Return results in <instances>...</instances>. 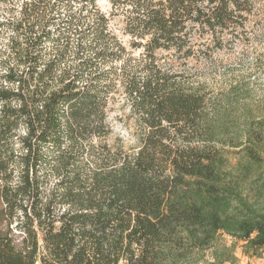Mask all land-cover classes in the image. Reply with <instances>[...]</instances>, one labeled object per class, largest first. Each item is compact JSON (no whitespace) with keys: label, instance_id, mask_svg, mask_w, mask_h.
Returning a JSON list of instances; mask_svg holds the SVG:
<instances>
[{"label":"trees","instance_id":"obj_1","mask_svg":"<svg viewBox=\"0 0 264 264\" xmlns=\"http://www.w3.org/2000/svg\"><path fill=\"white\" fill-rule=\"evenodd\" d=\"M99 1L0 0V264L261 257L264 0Z\"/></svg>","mask_w":264,"mask_h":264},{"label":"rangeland","instance_id":"obj_2","mask_svg":"<svg viewBox=\"0 0 264 264\" xmlns=\"http://www.w3.org/2000/svg\"><path fill=\"white\" fill-rule=\"evenodd\" d=\"M100 8L109 13L111 11V6L108 1L106 0H100L98 2ZM112 27L115 33L118 35V37L122 40L123 44L127 47L128 50L132 51L131 42L132 39L129 35H126L123 32V26L121 23V19L119 17H115L112 21ZM264 50L263 48H261ZM140 51L135 50V54L138 55ZM113 119V125H114V135L111 138V141H115L117 137H123L125 140L126 145H131L134 143V139L132 138V135H130L129 131L126 130V127L123 126V123L120 121H117L116 113L112 114ZM224 238L228 241V244H231L232 239L231 237L224 235ZM237 256L239 258V261L236 264H264V252L261 257H252L248 258L246 256L242 255L241 248L238 247L237 249Z\"/></svg>","mask_w":264,"mask_h":264}]
</instances>
